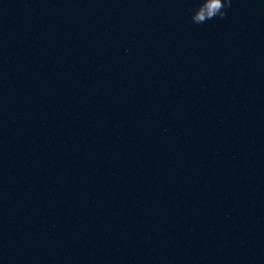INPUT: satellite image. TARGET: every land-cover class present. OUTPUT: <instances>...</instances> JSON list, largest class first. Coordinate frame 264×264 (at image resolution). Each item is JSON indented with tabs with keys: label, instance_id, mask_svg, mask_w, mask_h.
Instances as JSON below:
<instances>
[{
	"label": "clouds",
	"instance_id": "clouds-1",
	"mask_svg": "<svg viewBox=\"0 0 264 264\" xmlns=\"http://www.w3.org/2000/svg\"><path fill=\"white\" fill-rule=\"evenodd\" d=\"M231 2L232 0H198L196 6L189 10L192 23L199 25L216 18L224 19Z\"/></svg>",
	"mask_w": 264,
	"mask_h": 264
}]
</instances>
